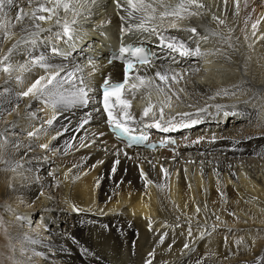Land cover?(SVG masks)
Instances as JSON below:
<instances>
[{"label": "bare ground", "instance_id": "bare-ground-1", "mask_svg": "<svg viewBox=\"0 0 264 264\" xmlns=\"http://www.w3.org/2000/svg\"><path fill=\"white\" fill-rule=\"evenodd\" d=\"M204 2L210 6V11L205 9L202 17L186 19L183 24L197 27L201 34L204 27L222 31L225 35H229L228 30L231 29L234 48L227 49L218 37L209 36L206 43L201 41L202 48L226 50L224 55L208 57L212 63L176 56L179 67L199 66L202 69L196 74L189 73L179 85H174L177 89H185L180 93L182 103L177 110L193 111L186 107L188 104L203 106L205 103H219L235 105L234 109L225 108L224 111H237L239 114L227 120L228 115H224V111L217 113L212 108L200 117L196 125L175 131H160L166 136L188 129L192 131L189 138L178 144L175 152L132 147L124 149L131 158L125 157L123 152L117 155L116 148H123V145L112 140L107 127L98 123L99 116L93 111L99 107L97 78L105 72L102 62L97 59L94 60V72L88 65V56L94 55L96 48L87 44L77 48L76 52L68 51L67 60L55 58L57 63L63 62L66 67L83 66L85 79L93 89L89 94L91 102L86 107L69 105L59 108L53 125H45L46 132L38 140L30 142L32 151L21 161L23 166L17 168H24L27 176L18 178L17 175L15 178V171L6 170L0 164V201L9 203L20 195L33 203L31 211L16 208L13 214L5 213L11 226L2 231L8 240L0 234V248L10 240L12 245L32 250L34 254L38 252V258L42 254L39 260H43L44 264H52L46 249L53 251L63 264H95L97 260L99 264H144L145 260H150L151 264H194L201 258H204L203 264H237L244 260L251 264L255 255H264V135H261L264 133V0H239L238 13L234 0H227L226 5L224 0ZM22 6L27 9L26 0H23ZM92 12V17L84 22L88 27L82 29L83 34H91L92 41L103 29L101 15L107 16L114 29L120 30L121 21L112 0H98V6ZM213 13L225 24L218 26L212 21ZM258 20L256 29H253L252 24ZM178 35L186 37L188 34L181 32ZM137 38L141 35L138 34ZM60 47L63 48V44ZM159 55L157 64L171 62L168 50ZM204 68L208 71L204 72ZM109 70L116 80L120 79L121 70L117 64L111 65ZM231 85L239 86L236 95L217 97L215 101L207 99L216 89ZM4 86L0 80V91ZM31 104V111H35L38 117L32 123L39 125L53 115V110L41 102L31 101ZM140 106L139 98L133 101V111L137 114ZM19 111L23 114L24 102ZM88 112L92 113L93 119L79 127ZM15 116L13 113L0 118V129ZM99 131L105 135H96ZM57 132L61 134L57 136ZM213 134L229 139H217L211 143ZM200 136L205 139L193 144L192 141ZM233 138L239 142L233 144ZM10 139L23 142L19 153L9 149L12 156L20 159L26 151L23 145L29 140L25 135L11 133ZM40 143H49V150L39 148ZM226 150L235 152L227 153ZM116 160L119 163L115 164L113 172ZM141 170L152 181L147 187L140 176ZM113 173L117 174L114 179L111 178ZM72 204L84 211H71ZM197 206L200 207L199 214L196 213ZM17 215L27 217L24 221L27 224L37 215L40 223L42 220L48 224L52 221L47 238L27 235L37 243L28 245L23 242L22 238L26 235L23 230L26 228L16 219ZM216 216L220 219L216 220ZM67 217L70 221L66 225L67 232L53 227V223L57 225L58 221L62 222ZM214 224L219 226L213 229ZM80 225L84 227L83 247L78 246L73 235V230ZM189 225L192 236L188 235ZM132 232L136 236L132 237ZM201 232H205L202 238ZM252 236L260 238L251 255H234L224 259L229 249L236 252L234 241L237 238L243 237L250 243ZM185 243L189 244V249H184ZM84 248L97 255H82ZM149 252L153 256L150 257ZM3 253L5 251L0 255ZM9 257L16 264L25 261L16 252L10 253Z\"/></svg>", "mask_w": 264, "mask_h": 264}, {"label": "snow or ice", "instance_id": "snow-or-ice-1", "mask_svg": "<svg viewBox=\"0 0 264 264\" xmlns=\"http://www.w3.org/2000/svg\"><path fill=\"white\" fill-rule=\"evenodd\" d=\"M234 2L238 13L239 0ZM26 3L27 9L22 6L23 0H0V80L5 85L0 91V118L16 114L15 119L6 121L4 127L0 129V164L10 171L23 166L21 161L28 152L32 151L30 142L33 139L38 140L40 135L46 132L45 125H53L60 107L69 105L86 107L91 102L89 94L93 91L85 79L83 66L76 64L66 67L63 62L57 63L55 58L63 57L67 60L69 53L60 45L75 46L80 39H83L84 22L92 17V9L98 6V0H26ZM112 3L121 21L119 30L121 44L118 51L108 59V63L111 64L114 60L121 61L123 80L113 82L109 77L104 78L101 86L100 107L93 111L99 116L98 123L107 127L123 145V148H116L117 155L123 152L125 157L131 158L124 149L134 146L143 145L155 149L157 146L165 147L166 144H175V141H160L159 145L149 142L148 129L155 128L169 132L188 128L199 123L200 117L212 108L220 113L225 108L236 107L205 103L203 106L186 105L193 111L177 110L179 103H182L180 93L185 89H177L174 85H179L189 73L196 74L202 69L199 66L181 68L176 56L195 58L206 64L212 63L208 57L224 55L226 50L219 47L202 48L201 41L206 43L209 36L218 37L219 42L225 44L227 49L234 48L231 43V29L228 30L229 35H225L222 31L204 27L201 34L197 27L183 24L186 19L202 17L205 9L210 11V6L206 5L204 0H112ZM224 3L226 5L227 0H224ZM211 20L218 26L225 24V21L214 13L211 15ZM106 22L110 23V21ZM103 23L105 21H101V25ZM258 23L259 20L253 23L252 28L256 29ZM136 32L155 37L158 44L171 54V62L157 64L155 52L149 51L142 45L123 42L126 34ZM181 32L188 35L186 37L178 35ZM225 58L230 59L227 56ZM94 60V57L88 58V65L93 72L96 70ZM203 71L207 72L208 69L204 68ZM236 91H239L238 85L218 88L207 99L215 101L217 97L234 96ZM137 98L141 101L138 114L133 111V101ZM31 101H39L45 107H50L53 115L39 125L32 123L38 117L35 111H31ZM22 102H24L23 114L19 111ZM229 114L238 115L239 112L224 111V115ZM92 119V113H86L79 127H83ZM10 133L15 136L25 135L29 140L28 144L23 145L26 151L20 159L12 156L9 149L19 153L23 142L19 139H10ZM60 134V132L56 133L57 136ZM96 135L102 137L105 133L99 131ZM52 138L55 139V137ZM204 139L205 137L200 136L192 143L197 144ZM217 139H229V137H218L213 134L209 142L214 143ZM232 142L236 144L239 141L233 138ZM38 146L45 150L50 148L49 143H40ZM172 151L175 152V148ZM116 163H119V160L114 162L113 172H115ZM161 171L167 175L163 167ZM49 175L52 174L49 173ZM67 175L66 172V178ZM140 176L145 181V187L152 183L143 170L140 171ZM217 183L219 185V179ZM217 190L220 191L219 187ZM221 197L224 198L222 192ZM70 210L84 211L75 204L70 205ZM199 212L200 207L197 206L196 213L199 214ZM229 215L235 214L229 213ZM16 219L21 222L27 221V217L22 215H17ZM219 219L220 217L216 216V220ZM28 223L31 222L28 221ZM218 226L214 224L212 228L215 229ZM188 235L192 236L190 225ZM204 235L205 232L200 233L201 238ZM259 238L252 236L250 243L243 237L237 238L234 241L236 252L229 249L228 256L224 259L234 255H251ZM22 239L28 245L37 243V240L27 235H24ZM227 243L228 240L225 237V245ZM183 247L189 249V244L185 243ZM90 254L97 255L89 248L83 249L82 255ZM148 255L151 257L153 253L149 252ZM203 259H197L194 264H203ZM95 264H99V261L97 260ZM144 264H151V261L145 260ZM237 264H249V262L244 260L238 261ZM251 264H264V255H255Z\"/></svg>", "mask_w": 264, "mask_h": 264}, {"label": "rangeland", "instance_id": "rangeland-1", "mask_svg": "<svg viewBox=\"0 0 264 264\" xmlns=\"http://www.w3.org/2000/svg\"><path fill=\"white\" fill-rule=\"evenodd\" d=\"M87 27H88V25L86 23L84 28H87ZM249 124H251V123H248V125ZM229 145L234 146L233 144H229ZM251 150H252V148L250 149V151ZM225 152L234 153L235 150H232V151L226 150ZM15 173H16L15 178H17V175H18V178H21L23 175L27 176V174L25 175V169L24 168H22L21 170L20 169L15 170ZM113 174L111 176L112 179L116 178V175H117L116 173H113ZM15 197H16V199H15L16 202L15 201H11V202L9 201V203H4V202L0 201V207H3V209L0 208V211L2 209V212H0V234H1V237L6 238V240H8V238L5 234H2V231L3 230L7 231L11 225L8 223L5 213L7 212V213L13 214V212H15L17 210L16 208L23 210V211L33 210L32 206H31L33 203L28 202L27 200L22 198V196H20V195H16ZM36 214L40 215V212L36 211ZM38 215L36 217H33L30 224L22 222V225H24L23 228H26V229H24L25 231L23 230V232H25L26 235H34V236L37 235V236L42 237V238H47L48 234L44 230V221L42 220L40 223V221H38V217H39ZM76 221H78V220H76ZM50 222H52V221H50ZM50 222H49V227H50ZM69 223H70L69 217H67L66 220H63L62 222L58 221L57 225L53 223V227H55L56 229H60L61 232H67L68 228H66V225H68ZM83 229H84V227L82 225H80L77 227V229L75 231L73 230V235L75 234V238H76L75 242L78 244L79 247L84 246L83 241L85 240V235L83 233ZM133 236H136V234L134 232H132V237ZM10 242H11L10 240L7 241V244L4 243V247L2 246V248H0V254H2V252L5 251V253H3V255H0V257H1L0 258V262H1L0 264H16L17 262L15 260H13V261H15V263H13V261L9 257V254L13 253V252H16L17 254H20V256H22V258L25 260L23 264H44L43 260L42 261H41V259L39 260V258L43 257L42 254L39 253L41 257L38 258V255H37L38 252L34 254V251L22 249L18 246L12 245V242L11 243ZM89 247H91V243L89 244ZM46 252L48 253V257L52 260L51 261L52 264L53 263L54 264H63V262L60 261L59 258H57L53 255L54 254L53 251H51L50 249H46ZM8 257H9V259H8Z\"/></svg>", "mask_w": 264, "mask_h": 264}]
</instances>
